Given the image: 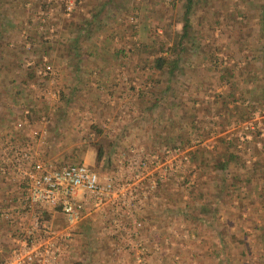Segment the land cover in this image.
Wrapping results in <instances>:
<instances>
[{"label": "rangeland", "instance_id": "rangeland-1", "mask_svg": "<svg viewBox=\"0 0 264 264\" xmlns=\"http://www.w3.org/2000/svg\"><path fill=\"white\" fill-rule=\"evenodd\" d=\"M172 1L0 0V194L20 186L15 151L27 146L24 169L85 164L126 175L144 156L162 164L167 152L174 157L153 167L155 188L134 214L138 228L125 214L90 209L68 230L60 214L46 221L20 200L26 234L40 235L39 220L69 233L59 264H264V137L246 129L263 122L264 97L260 88L249 94L254 110L238 94L234 103L227 97L230 83L243 91L244 70H262L258 12L248 0L198 4L170 78L152 66L165 56L160 44L169 47L181 30L184 0ZM243 108L248 118L238 122ZM230 153L237 160L221 168ZM3 212L0 236L13 217Z\"/></svg>", "mask_w": 264, "mask_h": 264}, {"label": "built area", "instance_id": "built-area-1", "mask_svg": "<svg viewBox=\"0 0 264 264\" xmlns=\"http://www.w3.org/2000/svg\"><path fill=\"white\" fill-rule=\"evenodd\" d=\"M71 5L70 2L67 15L71 11ZM261 120L257 117L255 126L250 124L246 129L257 130L263 138L264 113L263 122ZM29 149L27 146L19 152L15 151L17 171H22L20 182L23 184V208L29 211L34 207L57 210L65 220L68 230L81 221L90 209L103 211L109 206L114 215L125 214L133 226L140 227L141 224L134 214L155 188L153 167L168 164L170 158H174L167 152L165 164H162L158 155L142 156L143 158L127 166L126 175L122 171L104 175L85 164L49 168L41 162H35L28 165L27 169L21 168L22 162L27 163L30 159ZM182 160L186 161V157H182ZM164 174L165 172L160 180L165 179ZM143 180L149 181V184L143 186ZM113 223L115 227L121 225L118 221ZM35 226L40 229L37 223ZM39 233L40 235H34L30 232L18 247L0 260V264H59L68 246L69 233L46 227L41 228Z\"/></svg>", "mask_w": 264, "mask_h": 264}, {"label": "trees", "instance_id": "trees-1", "mask_svg": "<svg viewBox=\"0 0 264 264\" xmlns=\"http://www.w3.org/2000/svg\"><path fill=\"white\" fill-rule=\"evenodd\" d=\"M174 1V0H173ZM172 1V3H174ZM206 0H184L183 3V14H182V25H181V30L180 33L175 34L173 37V40L171 42V45L169 47H165V44H160V51L165 53V56L163 57H158L153 60V68L159 72L165 73L167 77L173 76V73L177 70L179 67L180 61H181V56L182 53L186 51V48L184 47V42L185 40L189 39L190 36V29H191V23H190V16L194 12V9L198 6L200 3H204ZM246 0H236L237 4H243ZM248 9L249 10H254L258 12V15H255V18L257 17L258 23L261 24L262 30L264 31V1L263 0H248ZM250 5V8H249ZM252 8V9H251ZM261 10V11H258ZM241 15V16H240ZM234 19H236L237 16L241 17V19H245L247 17L246 12H234ZM236 23H240L236 21ZM241 33V31H240ZM164 36L169 39L170 34L165 31ZM246 35L244 36V39H246ZM171 39V38H170ZM234 43H238L237 40H234ZM261 52V58L264 59V48H260ZM15 59H19L18 56H14ZM257 59V58H252V60ZM19 61V60H18ZM20 62V61H19ZM262 66V70L257 72V75L254 74V72L248 68L244 70L242 74V82H243V91L242 92H237L235 90V87L238 85L236 82L230 83V90L227 93V97L229 98L230 103L236 102L235 94L239 95V98L242 99V101L245 103L246 106L248 105V108L250 107L251 110H254L252 103L249 101V94H253L257 88H260L261 95L264 97V86H261V83L259 81L263 82L264 81V61L261 62L260 64ZM48 66L45 67L47 70ZM27 73L25 76L26 81H31L34 78L35 71L31 69H27ZM170 78H167L169 80ZM259 83L260 86H257ZM233 84V86H232ZM264 85V84H263ZM248 88V89H247ZM260 98V97H258ZM244 106V107H246ZM243 107V104L242 106ZM250 112L249 109H242L239 113H236L237 115V121L238 122H243L247 120L248 118V113ZM231 122V121H230ZM229 123V121H228ZM101 157V152L100 150L97 151V160L100 159ZM238 156L235 153H230L227 154L225 157V161L222 162L221 168H225V166L228 164V162L232 160H237Z\"/></svg>", "mask_w": 264, "mask_h": 264}, {"label": "crops", "instance_id": "crops-1", "mask_svg": "<svg viewBox=\"0 0 264 264\" xmlns=\"http://www.w3.org/2000/svg\"><path fill=\"white\" fill-rule=\"evenodd\" d=\"M105 79L107 80V78H104V80ZM19 183H20L19 187L14 186L16 184H14L13 186L10 184H9V186H7V184H6V185H4V188H1V189H3L2 190L3 193L0 194V212L7 211L13 215V217L9 221L2 219L5 222V223H3V226L5 225L7 227L6 230H4V231H6L7 235L0 236V238L2 237V239H3V240L0 239V255H2V256L3 255L7 256L6 255L7 251L11 252L13 247H15V246H13L11 249V247H9L10 242L12 243L13 241H16L19 243L23 239L26 238V235H28L25 232L26 223L23 222L24 221V218H23L24 214L27 215L26 214L27 212H24V210L22 211L23 208H21V206H20V200H21V197L23 196V184H21V182H19ZM1 187H3V186H1ZM106 209L112 210V208L110 206L107 207ZM41 210L43 211V213L46 214V219H45L46 221L47 220L50 221L52 218L54 219V217H56L57 215L59 216V214H60L57 210H52V209L46 208V207L42 208ZM35 221H34V223H35ZM24 223H25V225H24ZM38 223H39L40 227H45V226H47V224H49V222H45V223H47L46 225L42 224V222H40V220L38 221ZM100 223L102 224L101 221H100ZM83 225H86V224L83 223ZM26 227H27V225H26ZM4 247H5V249H4Z\"/></svg>", "mask_w": 264, "mask_h": 264}]
</instances>
